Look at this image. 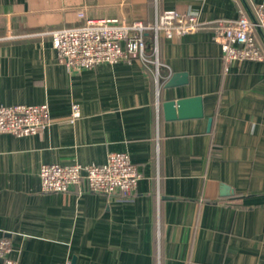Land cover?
Here are the masks:
<instances>
[{
	"label": "crops",
	"instance_id": "0c3cea01",
	"mask_svg": "<svg viewBox=\"0 0 264 264\" xmlns=\"http://www.w3.org/2000/svg\"><path fill=\"white\" fill-rule=\"evenodd\" d=\"M259 6L0 0V105L45 103L50 117L35 134L0 133V237L19 264H264V33L254 31L262 59L227 70L210 24L161 36L158 87L138 60L69 70L47 33L165 10L254 20ZM111 152L140 173L129 196L41 190L42 164H101Z\"/></svg>",
	"mask_w": 264,
	"mask_h": 264
},
{
	"label": "built area",
	"instance_id": "2783aa9c",
	"mask_svg": "<svg viewBox=\"0 0 264 264\" xmlns=\"http://www.w3.org/2000/svg\"><path fill=\"white\" fill-rule=\"evenodd\" d=\"M210 24L214 39L221 44L224 69L235 60H261L262 54L254 38L256 29L264 33V9L257 16L235 19L219 18L204 22L196 13L165 10L152 22L126 21L118 18H86L78 26L50 30L52 46L57 57L69 70L95 68L99 64L140 61L153 65L156 86L165 65L158 59L161 36L172 38L198 30ZM79 115L77 104L72 106L71 120ZM50 125L47 104L0 105V133L27 136ZM43 192H68L72 186L79 193L101 192L129 196L137 185L140 173L125 152H111L101 164H42L39 168ZM11 242L0 237L2 264H19L11 255ZM65 264H71L67 261Z\"/></svg>",
	"mask_w": 264,
	"mask_h": 264
},
{
	"label": "water",
	"instance_id": "95a60500",
	"mask_svg": "<svg viewBox=\"0 0 264 264\" xmlns=\"http://www.w3.org/2000/svg\"><path fill=\"white\" fill-rule=\"evenodd\" d=\"M173 80H171L169 83L171 84Z\"/></svg>",
	"mask_w": 264,
	"mask_h": 264
}]
</instances>
